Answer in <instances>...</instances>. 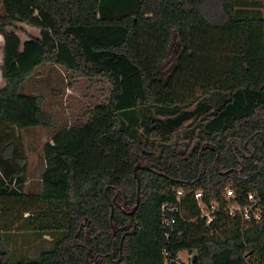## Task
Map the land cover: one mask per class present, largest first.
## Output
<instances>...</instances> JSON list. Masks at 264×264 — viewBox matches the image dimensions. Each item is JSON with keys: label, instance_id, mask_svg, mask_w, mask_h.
Masks as SVG:
<instances>
[{"label": "trees", "instance_id": "1", "mask_svg": "<svg viewBox=\"0 0 264 264\" xmlns=\"http://www.w3.org/2000/svg\"><path fill=\"white\" fill-rule=\"evenodd\" d=\"M0 5V264H176L182 251L190 264H264V217L243 222L219 211L206 225L193 199L201 190L206 204L221 208L229 185L239 201L253 193L264 203L261 2ZM20 23L39 37L21 42ZM49 64L103 78L112 90L86 124L45 145L41 193L33 196L23 193L21 138L7 137L10 129L51 127L41 100L20 91ZM175 188L185 192L183 209L167 231L161 207L176 202ZM16 221L20 231L60 236L38 260L13 261L2 235Z\"/></svg>", "mask_w": 264, "mask_h": 264}, {"label": "rangeland", "instance_id": "2", "mask_svg": "<svg viewBox=\"0 0 264 264\" xmlns=\"http://www.w3.org/2000/svg\"><path fill=\"white\" fill-rule=\"evenodd\" d=\"M255 1L264 5V0ZM0 12H2L1 5ZM14 32L21 42L39 37V30L25 23L18 24ZM2 50L3 37L0 35V89L4 86L1 77ZM111 90V85L103 78L84 77L67 72L54 64L38 67L27 78L20 91L41 100L43 111L51 117V127H35L20 132L10 129L7 138L14 140L20 136L19 151L27 159L24 194L36 196L41 192L45 145L50 144L54 135L60 130L86 124L96 106L105 105L108 102ZM1 131L3 129L0 126ZM1 135H4V132H1ZM24 216L27 215L24 214ZM20 225L19 221L14 222L2 235V248L13 261L38 260L40 254L52 248L55 238L60 236L59 232H44L38 237L35 232L20 231L18 228ZM191 258L192 254L186 251L178 253L180 264H190Z\"/></svg>", "mask_w": 264, "mask_h": 264}, {"label": "built area", "instance_id": "3", "mask_svg": "<svg viewBox=\"0 0 264 264\" xmlns=\"http://www.w3.org/2000/svg\"><path fill=\"white\" fill-rule=\"evenodd\" d=\"M176 202L174 204H164L161 207L162 213V227L170 231L175 224L176 213L182 214L183 199L185 192L181 188L174 189ZM224 204L220 208L219 204L212 202L206 204L203 201V192L196 190L193 194V199L196 203V208L200 213V218L205 220L206 225H210L217 218V213L223 211L229 218H238L243 222L258 223L264 217V203L261 202L253 193H247L243 201H239L235 190L227 185L222 190ZM176 264H180L178 256L175 260Z\"/></svg>", "mask_w": 264, "mask_h": 264}, {"label": "water", "instance_id": "4", "mask_svg": "<svg viewBox=\"0 0 264 264\" xmlns=\"http://www.w3.org/2000/svg\"><path fill=\"white\" fill-rule=\"evenodd\" d=\"M139 168V166H137V167H135V169H134V177L136 178V181H137V190H138V188H139V180H138V178L136 177V175H135V172H136V170ZM144 169H147V168H144ZM137 204H138V201H137ZM135 208H136V206H135ZM134 208V209H135ZM128 215H130V214H132V211L130 212V213H127Z\"/></svg>", "mask_w": 264, "mask_h": 264}, {"label": "crops", "instance_id": "5", "mask_svg": "<svg viewBox=\"0 0 264 264\" xmlns=\"http://www.w3.org/2000/svg\"><path fill=\"white\" fill-rule=\"evenodd\" d=\"M44 170H45V166H44ZM44 170H43V172H44ZM42 174H43V173H42ZM40 193H41V192H40ZM24 217H26V216H24ZM35 233H36V232H35ZM36 235H37L38 237L40 236V235H39V234H37V233H36Z\"/></svg>", "mask_w": 264, "mask_h": 264}]
</instances>
